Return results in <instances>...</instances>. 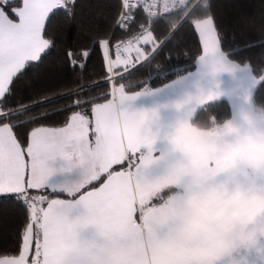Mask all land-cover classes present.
Listing matches in <instances>:
<instances>
[{
	"label": "snow or ice",
	"instance_id": "snow-or-ice-1",
	"mask_svg": "<svg viewBox=\"0 0 264 264\" xmlns=\"http://www.w3.org/2000/svg\"><path fill=\"white\" fill-rule=\"evenodd\" d=\"M214 9L212 0H0V234L11 232L14 241L0 251V264H264V248L233 238L228 201L208 194L207 183L200 194L174 195V178L157 166L163 113L191 117L219 98L202 83L207 62L264 84V53L253 63L223 49L228 36ZM85 10L104 16L107 27L91 31L79 51L68 39L73 25L79 39ZM173 16L182 18L161 38L158 25ZM184 24L202 45L196 71L173 68L169 59L133 91L124 81L152 64ZM117 30L124 37L113 43ZM97 45L105 78L85 84L81 74ZM54 55L80 69L76 86L16 99L29 72ZM160 77L168 82L151 87ZM100 87L109 90L93 94ZM160 96L168 98L138 106ZM61 100L71 103L56 107ZM56 116L62 119H50ZM201 164L209 169L210 158ZM9 207L18 222L9 223Z\"/></svg>",
	"mask_w": 264,
	"mask_h": 264
},
{
	"label": "clouds",
	"instance_id": "clouds-1",
	"mask_svg": "<svg viewBox=\"0 0 264 264\" xmlns=\"http://www.w3.org/2000/svg\"><path fill=\"white\" fill-rule=\"evenodd\" d=\"M203 78L210 77L209 88L219 97L220 74H235L212 61L203 67ZM198 108L196 109V111ZM174 116L165 120L157 147V166L163 175L172 176L175 194L206 192L228 201L231 207L234 239L246 247L264 248V102L252 92L242 96V106L235 116L220 120L209 115L196 120L170 109ZM207 155L209 169H202L201 160ZM216 160L222 161L217 167Z\"/></svg>",
	"mask_w": 264,
	"mask_h": 264
},
{
	"label": "trees",
	"instance_id": "trees-1",
	"mask_svg": "<svg viewBox=\"0 0 264 264\" xmlns=\"http://www.w3.org/2000/svg\"><path fill=\"white\" fill-rule=\"evenodd\" d=\"M212 3L215 5L214 10L217 15L225 24V30L228 36V40L222 45V48L230 50L238 60H246L249 57L253 63L259 60L261 53H264V45L260 44V40L264 39V30L260 27V20L264 16V0H212ZM105 14L110 15L111 13L106 9ZM181 18V16H173L169 18L168 22L159 24L158 33L161 34V38L169 32V24ZM80 23L83 25V28L80 32L79 39H76V26L73 25L68 39V45L70 47H76L78 44V50L82 51L89 44V33L91 31L105 29L107 27V21L104 16H97L85 10ZM233 34H235V40L232 39ZM123 37L124 33L117 30L113 37V42ZM249 43L255 44V47L248 48L247 45ZM201 51L202 45L200 44L198 34L194 30V27L190 24H184L175 32L165 46L163 53L152 64L140 71L134 69L130 79L124 82L130 84L133 91L140 90L137 84L149 79L150 73L155 76L156 65H166L169 59L177 62V64L173 65V68L178 67L181 71L186 68L188 71H191L195 68L196 59ZM60 54L61 56L64 55V49L60 50ZM77 73H80L79 68L74 73L70 67L61 63V60L54 55L39 69L34 70V72H29L26 79L18 85L16 99L21 102H27L33 94L42 90L53 88L62 89L65 85L68 88L75 87L76 85L72 81L76 78ZM169 75L175 78L172 69L169 70ZM81 76L85 84H93L105 78V64L98 45L96 51L87 62L86 71ZM164 82L168 81L164 80L163 77L159 79L154 78L150 86L159 87ZM108 90L107 87H100L93 94H99ZM252 93L256 100L264 102V84L254 87ZM98 102L104 101L100 100ZM69 103H71L70 100H61L55 106L60 107ZM230 114L231 110L228 101L225 98H220L213 103L198 108L195 113V119L206 121L209 115H215L220 120L226 116H230ZM50 119L59 121L62 119V116L51 117ZM6 215L9 223H16L19 220L16 209L12 207L6 210ZM4 216L5 210L0 209V219H3ZM13 243V235L11 232L6 236L0 234V251L5 246H10Z\"/></svg>",
	"mask_w": 264,
	"mask_h": 264
},
{
	"label": "crops",
	"instance_id": "crops-1",
	"mask_svg": "<svg viewBox=\"0 0 264 264\" xmlns=\"http://www.w3.org/2000/svg\"><path fill=\"white\" fill-rule=\"evenodd\" d=\"M202 54V51L200 55ZM198 59V58H197ZM196 59V60H197ZM192 72L196 71V65ZM217 79L221 82L220 89L222 91V95L218 98H225L231 110V116H235L240 107L242 106V96L245 92H252L254 86L251 83L249 75L245 72H237L235 74H227L223 73L220 74ZM211 78L205 77L202 80V83L205 87L210 85ZM162 86V85H161ZM160 87V86H159ZM168 97L160 96V97H153L147 100H142L138 102V106H146L150 107L156 103H163ZM164 119H170L174 116V113L170 111H165L163 113ZM65 198V197H61Z\"/></svg>",
	"mask_w": 264,
	"mask_h": 264
},
{
	"label": "built area",
	"instance_id": "built-area-1",
	"mask_svg": "<svg viewBox=\"0 0 264 264\" xmlns=\"http://www.w3.org/2000/svg\"><path fill=\"white\" fill-rule=\"evenodd\" d=\"M118 41V40H117ZM117 41H114L113 43L117 42ZM114 54V53H113Z\"/></svg>",
	"mask_w": 264,
	"mask_h": 264
},
{
	"label": "rangeland",
	"instance_id": "rangeland-1",
	"mask_svg": "<svg viewBox=\"0 0 264 264\" xmlns=\"http://www.w3.org/2000/svg\"><path fill=\"white\" fill-rule=\"evenodd\" d=\"M135 54L133 53V56H134ZM114 58V57H113Z\"/></svg>",
	"mask_w": 264,
	"mask_h": 264
}]
</instances>
